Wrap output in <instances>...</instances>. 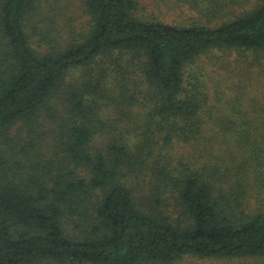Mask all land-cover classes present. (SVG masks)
<instances>
[{"label": "trees", "instance_id": "obj_1", "mask_svg": "<svg viewBox=\"0 0 264 264\" xmlns=\"http://www.w3.org/2000/svg\"><path fill=\"white\" fill-rule=\"evenodd\" d=\"M157 3L0 0V264L264 257V0Z\"/></svg>", "mask_w": 264, "mask_h": 264}, {"label": "rangeland", "instance_id": "obj_2", "mask_svg": "<svg viewBox=\"0 0 264 264\" xmlns=\"http://www.w3.org/2000/svg\"><path fill=\"white\" fill-rule=\"evenodd\" d=\"M66 3L70 4L75 10V5L78 0H64ZM146 7V12L149 15L159 17L164 21L170 23H191L195 20L198 15L197 10H191L190 8L181 5L179 9H169L165 6H159L158 0H140ZM73 2L74 4L70 3ZM161 7V9H159ZM253 57L252 54H249ZM239 53H227L224 54L221 51H212L203 55L197 60V62L192 66L193 71L200 72L201 77L207 88L213 94L216 99L218 90L221 89V83L223 87H228L232 84H237L241 82L240 79L244 72L240 73V69L236 67L238 59H241ZM231 64H230V63ZM251 79L246 77V81L249 85L247 87V99L250 97H257L261 99L264 103V71L259 67L254 66L250 70ZM262 73V74H261ZM262 76L259 77L258 76ZM155 264V263H148ZM172 264H264V257H247V258H236V259H201L197 257H185L180 261L174 262Z\"/></svg>", "mask_w": 264, "mask_h": 264}]
</instances>
